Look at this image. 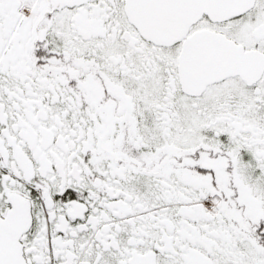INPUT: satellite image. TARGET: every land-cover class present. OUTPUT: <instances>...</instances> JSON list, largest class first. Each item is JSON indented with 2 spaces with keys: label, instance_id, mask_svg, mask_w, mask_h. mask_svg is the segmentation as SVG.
<instances>
[{
  "label": "snow or ice",
  "instance_id": "obj_1",
  "mask_svg": "<svg viewBox=\"0 0 264 264\" xmlns=\"http://www.w3.org/2000/svg\"><path fill=\"white\" fill-rule=\"evenodd\" d=\"M0 264H264V0H0Z\"/></svg>",
  "mask_w": 264,
  "mask_h": 264
}]
</instances>
